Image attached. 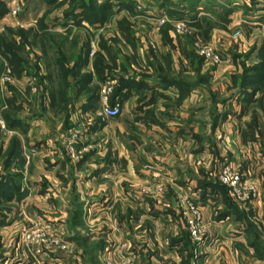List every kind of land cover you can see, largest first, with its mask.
Wrapping results in <instances>:
<instances>
[{"label": "rangeland", "instance_id": "1", "mask_svg": "<svg viewBox=\"0 0 264 264\" xmlns=\"http://www.w3.org/2000/svg\"><path fill=\"white\" fill-rule=\"evenodd\" d=\"M122 20L129 25V41L117 31ZM94 62L103 68L102 80ZM141 79L177 87L180 96L204 83L210 95L207 122L222 99L238 89L255 90L258 109L241 134L249 140L258 131L262 140L264 0H0V227L12 220L17 226L0 236V259L12 256L13 264L264 261V251L255 248L249 253L245 246L222 243L225 250H218L219 237L206 232V222L222 207L214 193L183 201L186 189L171 187V176L152 173L160 150L155 139L161 136L152 128V112L138 113L141 94L136 107H122L116 117L100 114L105 80L117 87ZM166 104L176 109L180 101ZM213 123H207L201 184L217 182L223 165L232 167L221 156L228 144L208 131ZM181 144L175 140L174 148ZM183 165L175 162L176 183ZM90 172L95 178L85 184ZM134 178L141 183L136 188L130 184ZM242 180L254 190L246 203L226 189L246 209L258 192ZM35 184L56 196L39 207L29 202L34 216H24ZM253 239L262 242L258 235Z\"/></svg>", "mask_w": 264, "mask_h": 264}, {"label": "crops", "instance_id": "2", "mask_svg": "<svg viewBox=\"0 0 264 264\" xmlns=\"http://www.w3.org/2000/svg\"><path fill=\"white\" fill-rule=\"evenodd\" d=\"M139 82L142 85L132 88L134 91H131L130 88L121 102L123 108L127 105L136 107L137 98L141 94L144 99L138 102V106L141 107L138 113L140 114L147 110L152 112L151 120L153 124H156L152 125V128L161 136L155 139L160 150L155 151V159L157 160L155 169L157 171L152 173L156 177H158L159 172L171 176V187L176 189L183 187L186 189L188 193L183 195V201H185L186 196H197L199 193L205 194L210 191L209 187L204 188L205 182L201 184L198 179H201L205 172L207 123L210 125L214 122L212 129H208L209 133L214 138H220V142L224 143L226 141V144H228L226 153L221 154L222 158L229 161L233 169L240 172L244 180L254 183L258 193L256 198L248 203L246 209L237 205L228 192L225 196L221 193L215 194V201L222 207L216 213L217 215H215L213 221L206 222L208 225L206 232H208L210 237H219L220 245L216 244V248L219 245L218 250L220 251L225 250L221 246L222 243L226 246L228 244L245 246L249 253L253 251V248L264 251V136L261 140L258 131H254V133L252 132L248 135L249 140H246L242 138L243 134H241L243 125L248 122L247 120L251 118L252 113L258 109H256L258 104L256 102L259 99H257L258 94L253 89H238L228 101L222 99L223 101H221L220 105L218 104L215 110L217 113L214 116V120H208L207 122L206 107L210 95H207L204 83L194 85L186 95L180 96L177 92V87L164 86L156 80L149 83L141 79ZM215 99H217V96ZM174 100L180 101V105L176 106V109L168 107L166 104ZM223 103H225L224 107L222 106ZM158 135L155 137L157 138ZM175 140L182 143L180 150L174 148ZM177 160H181L184 163L182 173H180L182 175L180 176V183L179 181L176 183L178 172L175 170V162ZM126 161L128 164L132 162L130 159H126ZM131 164L130 168L128 165L129 172L131 168L134 171V164L133 167ZM74 176H78V172ZM87 176L88 182L86 181L85 184H91L95 174L90 172L89 174L87 173ZM118 180L126 181L125 178H119ZM57 182L56 179H53L52 184L55 186L58 184ZM130 182L133 188L141 184L135 178L131 179ZM34 186L38 190L33 188L35 191L33 193L31 191L26 198L25 205L27 208L25 209L26 212L23 213L24 216H26L25 213L28 217L34 216L32 209L28 205L29 202L34 205L37 202L39 207V204L45 203L46 200L48 201L50 196H56L49 190L39 189L37 187L38 184ZM122 196L124 198L125 194ZM201 208L204 209L205 204ZM9 216L11 215L8 214ZM221 223H227L228 227L223 229V224L221 225ZM14 228L17 229V226H15V221L12 220L6 226L0 227V236L7 237L11 235V231ZM254 235L260 236L262 242H255L253 239ZM2 242V247H5L6 244L8 245L7 239L3 238ZM11 258L12 256L7 259H0V264H13L10 261ZM261 264H264V261H261Z\"/></svg>", "mask_w": 264, "mask_h": 264}, {"label": "built area", "instance_id": "3", "mask_svg": "<svg viewBox=\"0 0 264 264\" xmlns=\"http://www.w3.org/2000/svg\"><path fill=\"white\" fill-rule=\"evenodd\" d=\"M114 88V82L110 80H105L100 88L99 110L100 114L106 118L116 117L120 115L122 110V102L120 100L115 98L113 102L111 101ZM217 179L220 184L224 185L231 191L232 195L239 202L246 203L251 199V196L254 195L253 188L246 184V182L242 180L241 175L227 164L219 169ZM193 213H195V211H193ZM190 230L193 234L198 232L194 226H190ZM55 243H57V241H55ZM123 248L124 245L117 248L118 256L121 255V250Z\"/></svg>", "mask_w": 264, "mask_h": 264}, {"label": "trees", "instance_id": "4", "mask_svg": "<svg viewBox=\"0 0 264 264\" xmlns=\"http://www.w3.org/2000/svg\"><path fill=\"white\" fill-rule=\"evenodd\" d=\"M198 28H200L199 25H196ZM129 25L126 20H122L117 24V31L119 34L123 37V39L129 41ZM93 68L96 72V74L99 76L100 80L103 79L102 72L103 68L101 64L94 62L93 63ZM130 81H122L119 86L114 88V92L111 97V101L118 97L120 100L124 99L125 96L127 95V92L130 90V88L138 86L140 87L142 84L140 82H136L135 86H132L133 83ZM210 188V192L214 194L221 193L223 196L226 195L227 189L224 185L220 184L218 181L215 183H205L204 188Z\"/></svg>", "mask_w": 264, "mask_h": 264}]
</instances>
